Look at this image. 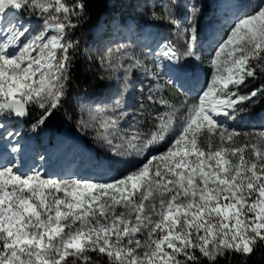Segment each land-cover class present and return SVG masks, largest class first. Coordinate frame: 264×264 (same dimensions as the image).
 Listing matches in <instances>:
<instances>
[{
	"label": "snow or ice",
	"instance_id": "1",
	"mask_svg": "<svg viewBox=\"0 0 264 264\" xmlns=\"http://www.w3.org/2000/svg\"><path fill=\"white\" fill-rule=\"evenodd\" d=\"M177 5L169 0L152 12L175 29V40L160 45L151 64L138 56L121 57L130 61L126 67L102 58L105 71L123 72L121 96L133 70L175 88L186 75L185 61L200 60V9L193 6L182 24ZM87 7L86 0H0V139L19 135L8 127L10 118H27L38 108L35 131L62 106L77 47L71 33ZM25 13L37 27L24 22ZM208 66L195 101H185L180 113L161 98L165 111L147 134L139 122L125 131L105 115L122 106L120 98L82 121L97 129L114 156L129 161L122 176L54 179L0 164V264H99L91 253L106 264H233L236 257L246 264L264 248V130L240 133L218 119L235 118L246 101L264 95V86L239 91L248 78L264 74V0L236 17ZM166 141L162 151H148ZM11 152L18 154L15 144Z\"/></svg>",
	"mask_w": 264,
	"mask_h": 264
},
{
	"label": "rangeland",
	"instance_id": "2",
	"mask_svg": "<svg viewBox=\"0 0 264 264\" xmlns=\"http://www.w3.org/2000/svg\"><path fill=\"white\" fill-rule=\"evenodd\" d=\"M233 1H236V3L233 2L236 7L238 0ZM245 1L247 2V11L255 8L259 2V0ZM168 2L169 0H120L117 5V12L111 13L109 22L99 24L102 29L97 28L99 34L90 40L87 46L89 59L95 65V69L105 83V94L100 95L96 91H84L77 97L79 116L75 118V127L72 129V134L66 133L68 129L64 132L59 145L53 146L58 137L57 130L51 131L52 136L47 138L49 130L44 125L37 127L35 131H33V127L28 128L27 126L13 130L19 135L12 138L11 146H7L8 149L3 158V164H14L18 168L19 165L14 156L10 155V147L13 144L17 146L19 143H26L24 141L30 140L33 141V146L28 149L29 156L24 160L29 162L32 168L26 173L19 171L21 174H31V172L38 170L44 176L54 179H84L77 175L78 165H67L66 168L63 162L60 167V175H51L52 168L56 166L59 160L63 161V158L57 153L54 157L55 164L51 166L46 165V159L47 156L51 159L56 150L68 148L69 145L72 146L73 144L77 145L76 140H74L75 137L82 139V136H86L90 141L96 143L100 154L108 159V163L97 160L88 162L97 172L102 173L100 175H103L106 179H112L125 174L130 167L129 161L114 156L110 146L97 135V129L93 126L85 127L82 121H88L89 113L97 107L111 108L117 98L121 99L122 106L114 112L105 113V115L117 118L121 129L125 131L137 122H139L138 127L146 134L154 130L156 115L165 111V106L159 102L161 98L166 99L170 104L176 106L180 113H183L186 109L185 101L189 105L193 103L197 94L209 79V54L226 35L236 19L235 15L233 19H228L223 14H219L220 7L225 3V0H178L176 10L180 13L179 18L182 24H187V18L190 16V10L193 6L200 9L195 19L198 32L197 51L200 60L189 58L185 61L186 75L183 79L177 81L175 88L164 86L163 79L152 80L142 70H133L129 74L128 88L121 96L120 86L123 83V72L105 71L101 67V60L103 57L109 56V59L113 62H122L126 67L130 61L127 59L121 61V57L138 56L144 60L145 64H151V57L158 47L165 42L175 40V29L171 25L158 22L152 16L153 11L160 12V6ZM231 2L232 0H230ZM119 14L127 18L125 29L119 23ZM23 19L25 23L30 24L33 28L38 25V21L34 22L35 17H23ZM101 31H105V33H101ZM71 38L75 41L73 36ZM167 67L165 65L161 69L162 76L168 75ZM158 83L161 85L159 89L157 88ZM239 91L240 94H245L246 89ZM150 94L153 95L152 100L148 99ZM31 112L37 113L34 120L40 115V110L36 107H32ZM122 112H126L127 115L122 116ZM258 116L259 107L254 105L249 106V108L244 106L243 111L237 113L235 118L221 116L218 119L221 124L240 133H256L263 129L258 126L246 127V125L249 121L252 125L256 124ZM261 117L264 118V112L261 113ZM22 119L19 121H22ZM101 131L103 130L101 129ZM243 140V136L236 138L237 144ZM4 142V139H0V146ZM166 143L167 141L165 144L150 148L148 151L150 153L162 151ZM90 255L99 258L94 253ZM101 259L106 260V258Z\"/></svg>",
	"mask_w": 264,
	"mask_h": 264
},
{
	"label": "trees",
	"instance_id": "3",
	"mask_svg": "<svg viewBox=\"0 0 264 264\" xmlns=\"http://www.w3.org/2000/svg\"><path fill=\"white\" fill-rule=\"evenodd\" d=\"M120 0H86L87 16L81 21L80 26L76 28L72 33L77 47L72 55L71 75L67 86V94L64 98L63 104L60 108L53 111V114L43 124L49 131L57 130L60 134L68 129V133L72 132L75 127V118L79 116V110L77 105V97L84 91L94 92L104 95L106 92V86L99 76V72L95 69V65L90 61L87 46L89 41L98 35L96 32L97 26L101 22H109L111 13L117 12V5ZM73 2V0H68ZM24 15H29L25 13ZM119 20L121 22L126 21V17L119 14ZM153 22V21H152ZM102 33H105L103 31ZM264 86V74L258 75L256 79L248 78L245 84L240 86L239 90L246 89L245 94L250 93L252 90ZM257 105L259 107V115L264 112V95H258L251 101L245 102V107ZM37 113H32L25 118L22 122L12 119L14 125H26L28 128H32L36 123L34 117ZM34 120V121H33ZM258 126L264 129V118H257L256 124L252 125L251 121L247 122L246 127ZM87 145L95 148L96 153L100 158L101 156L98 146L95 142L90 141L84 136ZM105 158V157H103ZM99 260V264H106V260L96 258ZM242 258L236 257L233 264H241ZM246 264H264V248H258L256 252L247 259Z\"/></svg>",
	"mask_w": 264,
	"mask_h": 264
},
{
	"label": "bare ground",
	"instance_id": "4",
	"mask_svg": "<svg viewBox=\"0 0 264 264\" xmlns=\"http://www.w3.org/2000/svg\"><path fill=\"white\" fill-rule=\"evenodd\" d=\"M26 143H19L16 147L19 149L18 154H14L16 157H20V159H18L21 163L23 162L24 165H29L28 163H24V159L27 158L29 156V153L27 152L29 148H31L33 146V141L27 140L24 141ZM7 143L5 142L4 144H2L0 146V155L5 154L8 147L6 145ZM85 154H88L90 151L82 148ZM10 154H13L10 150ZM17 161V160H16ZM61 161L59 162V165H61Z\"/></svg>",
	"mask_w": 264,
	"mask_h": 264
}]
</instances>
